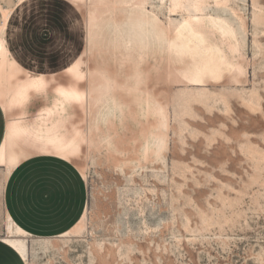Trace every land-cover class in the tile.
Masks as SVG:
<instances>
[{
	"label": "rangeland",
	"instance_id": "1",
	"mask_svg": "<svg viewBox=\"0 0 264 264\" xmlns=\"http://www.w3.org/2000/svg\"><path fill=\"white\" fill-rule=\"evenodd\" d=\"M16 2L0 0V27ZM41 7V18L29 15L33 38L20 41L17 55L25 66L40 58L46 74L23 70L10 48L14 65L0 74V238L6 139L35 140L42 120L81 134L71 164L83 174L84 232L26 237V259L0 246V264H264V0L201 6L204 26L213 18L238 42L227 51L233 67L199 78L190 75L192 60L153 29H182L184 14L170 0ZM137 20L147 32L131 28ZM206 31L217 43L227 37ZM29 76L44 89L12 106ZM64 100L69 119L56 122L54 104ZM63 188L71 198L70 184Z\"/></svg>",
	"mask_w": 264,
	"mask_h": 264
},
{
	"label": "bare ground",
	"instance_id": "2",
	"mask_svg": "<svg viewBox=\"0 0 264 264\" xmlns=\"http://www.w3.org/2000/svg\"><path fill=\"white\" fill-rule=\"evenodd\" d=\"M31 1L35 2L37 0H17L14 8L11 9V11L9 12L6 22L2 23V26L0 27V74L2 72V68L4 67V65H8V67H13L14 65V61L9 56L10 55L9 48L12 41H15L16 28L14 26L9 25L10 16L16 9L24 6L25 4ZM227 1L228 0H170L171 5L173 7H177L184 14V17L179 24L181 25L182 29L179 32H176L173 35H171V34H167L166 32H162L161 29L158 28L157 26H153V29H155L154 31L157 37L162 39V41L165 40L167 42L168 48L170 50L176 51V56L178 58L187 56L192 60V62L195 65V66L191 65L192 68H190L191 69L190 75L192 76L199 78L205 75L212 76L215 73L217 75H221L224 69H229L230 67H233V63L230 61V58L227 56V51L229 49L231 50V52L236 50V45L238 41L235 32L233 33V32L222 31L219 23H217V20L213 18L207 19L206 21L208 24L207 26H204V24L201 23L202 21H204V18L201 16L202 5L213 2L214 4H220L225 6ZM39 7L41 8L40 5ZM133 27H135L136 29H140L144 32H147V29L145 28V22L142 23L140 20H137L135 24L131 25V28ZM207 28L215 29L220 34H226L227 37H223L222 41L219 42L220 44L215 41H212L208 36L209 34H207L206 31ZM24 31H22V33ZM179 36L182 38L181 43H179L177 39V37ZM24 39L25 38H23V40ZM198 51L200 53H198ZM225 66L228 68H224ZM187 74H188V70H187ZM28 79L30 80L27 84L20 85V87H18L14 91V93L11 94L10 97L12 98L11 101L12 106L23 105L28 99V96L30 94L29 92L30 89L37 90L38 88H42V87L44 89L45 85L43 86V81L41 80V77L40 79H35L33 76H29ZM8 93H10V91H8ZM58 94H60L59 91ZM68 104L69 102L67 100H64V103H62L61 101L60 103L56 102V104H54L56 109L54 110L53 117L58 119L56 122L68 121L69 113L66 112V109H68ZM42 124L43 127H40L37 133L38 137H35V140L32 138V136L29 139L21 135L17 136L18 135L17 133L15 134V136L17 137L8 136V138L6 139V145L8 146L5 154L1 158V162L5 166L4 168L6 172V178L9 175V173L21 161L30 157L26 154L25 151L29 149L31 146L38 148V152L41 154L43 153L46 155H52L61 160L68 161L69 163L71 162L72 158H74L75 155L78 154L79 148H77L76 142L77 141L81 142L82 140L80 133H77L73 128H68L66 126V123L60 124L54 122L51 125H47L46 121L42 120ZM68 134L71 135L69 136ZM160 142L161 140L159 141V143ZM159 143H158V147L154 151V154H159L160 152L161 145ZM80 174L83 177V174L81 172ZM84 220H85V210L72 226H70L65 231L61 232L59 235L61 236L72 233H78V234L83 233ZM6 227L8 229H12L14 232L23 233L27 235L30 234L25 230H23L18 224H16L9 217V215H7L6 217ZM3 239H4L3 241L9 243L8 245L12 246L14 251L19 256H22L23 258L26 259L27 248H28L27 246L28 241L26 238H3Z\"/></svg>",
	"mask_w": 264,
	"mask_h": 264
},
{
	"label": "crops",
	"instance_id": "3",
	"mask_svg": "<svg viewBox=\"0 0 264 264\" xmlns=\"http://www.w3.org/2000/svg\"><path fill=\"white\" fill-rule=\"evenodd\" d=\"M45 1L28 2L16 9L10 16L11 20L9 19V25L16 28L15 41H12L10 45L12 58L23 70H31L37 67L44 74L48 70V65L43 60L38 58L35 63L25 66L18 58L17 48L21 40L28 41L33 38L31 25L34 22L32 21V15H29L39 14L40 17L43 9L39 5L41 6L42 2L45 3ZM39 21L42 25L46 24L44 17L42 21ZM22 31L24 32L22 33ZM23 38L25 39L23 40ZM64 65L62 66V71ZM5 120L6 116L0 107V138L2 137L5 124L1 122H5ZM82 181L83 177L80 171L72 166L71 162L69 163L52 155L35 154L21 161L5 180L3 201L6 217L9 215L16 224L30 234L18 233L8 229L5 217V236L3 238H26L32 235L38 236V233L55 234L51 236H56L68 229L85 210L86 195L84 194ZM67 184H70V191L67 192L72 197L66 199V192L63 186L65 187ZM3 238H0V246L6 249L9 243L3 241Z\"/></svg>",
	"mask_w": 264,
	"mask_h": 264
}]
</instances>
